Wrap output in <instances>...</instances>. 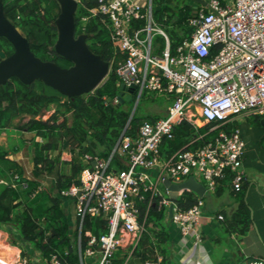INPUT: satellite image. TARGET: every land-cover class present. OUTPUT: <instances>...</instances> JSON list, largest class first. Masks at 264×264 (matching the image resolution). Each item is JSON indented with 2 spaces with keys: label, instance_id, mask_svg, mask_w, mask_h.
Masks as SVG:
<instances>
[{
  "label": "built area",
  "instance_id": "obj_1",
  "mask_svg": "<svg viewBox=\"0 0 264 264\" xmlns=\"http://www.w3.org/2000/svg\"><path fill=\"white\" fill-rule=\"evenodd\" d=\"M153 6L154 0H98L83 17V21L100 17L109 29L115 49L124 54L115 65L120 83L135 88L138 100L145 92L171 99L167 113L143 120L135 136L126 135L125 130L109 156L83 155L85 167L77 183L61 191L73 201L80 222V257L83 253L93 256L100 248L95 264H113L121 244H138L146 229L138 206L144 199L150 204L158 199L166 217L174 203L172 222L183 237L199 239L202 198L181 209L169 197L164 180L180 183L194 176L211 192L225 181L236 192L241 191L246 178L242 168L245 143L237 121L264 114V0H209L190 20L194 32L175 49L158 26ZM156 34L165 40L162 48L154 44ZM184 122L190 123L197 135L164 157L161 146L175 138L176 128ZM205 125L211 126L200 133ZM116 155L126 168L115 167ZM74 157L71 150L61 152L63 161ZM87 216L105 218L108 231L100 236L87 232L82 250L81 230ZM161 260L159 255L145 264H161ZM49 262L63 264L58 254H52ZM12 264L30 261L19 257ZM245 264H264V260L251 259Z\"/></svg>",
  "mask_w": 264,
  "mask_h": 264
},
{
  "label": "trees",
  "instance_id": "obj_2",
  "mask_svg": "<svg viewBox=\"0 0 264 264\" xmlns=\"http://www.w3.org/2000/svg\"><path fill=\"white\" fill-rule=\"evenodd\" d=\"M78 1L75 36L86 35L89 49L103 61L111 63L115 60L105 81L93 92L70 96L68 99L47 93L44 82L39 79L35 81L34 87L25 84L18 77H12L6 85H0V130L15 126L21 131L35 132L41 139L32 141V179H26L22 166L7 158V153L0 149V226L16 228L22 239L39 250L46 259L50 260L52 254H58L63 264H74L79 260L76 248L78 234L72 233L64 208L66 198L61 195V191L77 183L78 176L85 167L81 157L86 153L109 156L125 130L126 135L135 136L142 121L151 118L135 113L130 120L135 93L124 103L116 102L122 90L115 65L124 54L115 49L109 29L100 17L83 21V17L88 16L90 10L98 5V0ZM154 2V18L166 31L171 47L175 49L184 38L190 36V20L194 13L189 4L179 5L174 0ZM0 3L3 4L6 18L26 36L36 56L64 68L73 66L70 59L56 50L59 37L57 19L61 12L59 0H0ZM159 39L164 45V38L160 36ZM2 50L8 54L13 51L12 44L4 37H0V52ZM1 60L0 57V62ZM153 94L155 95L147 97L161 96ZM50 110H53L52 114L43 119V115ZM17 117L22 118L14 125ZM256 121L259 125L260 117ZM210 126L205 125L199 132L205 133ZM175 134L172 141L164 143L160 148L164 157L171 156L188 144L197 132L190 123L184 122L176 128ZM99 145L103 146L102 150L97 149ZM67 149L75 153L70 162L61 159V152ZM64 164L70 165L69 173L62 169ZM113 164L118 169L126 168L117 155ZM4 177L7 180L1 183ZM52 178L54 182L50 185ZM228 182L225 181L222 185H230ZM24 183L26 187L22 186ZM13 184H17V187ZM243 189L238 192L239 206L229 221L233 226L232 230L238 235L249 232L252 224ZM197 199L194 192L184 191L176 203L181 209H188ZM20 206L22 210L17 212L16 208ZM138 206L146 229L134 252L144 261L161 255V264H168L165 247L168 232L163 223L165 208L158 206V199L153 204L144 199L138 202ZM107 224V220L101 216H87L84 219L82 250L88 241L86 232L100 236L108 231Z\"/></svg>",
  "mask_w": 264,
  "mask_h": 264
},
{
  "label": "crops",
  "instance_id": "obj_3",
  "mask_svg": "<svg viewBox=\"0 0 264 264\" xmlns=\"http://www.w3.org/2000/svg\"><path fill=\"white\" fill-rule=\"evenodd\" d=\"M132 1L144 3L146 0ZM206 1L208 4L209 0ZM222 1L235 2V0ZM203 6L206 5L199 4L197 9ZM164 98L168 104L156 107V111L163 113V116L171 104L170 97ZM24 116L28 117V115ZM22 117H17L14 125L19 123ZM257 117H260L259 125L256 121ZM263 117L264 114L239 118L237 121L245 143L242 168L246 178L243 191L244 200L250 209L251 229L245 235H238L229 223L239 206L238 192L230 185H222L216 192L207 190L202 197L204 205L197 225L199 239L194 236L183 237L180 228L169 217V213L165 217L163 223L168 232V241L165 244L168 264H245L251 259L264 260V127L261 125ZM34 139H40L35 132L21 131L15 126L0 130V149L7 153V158L17 161L22 166L26 179L34 178L32 172ZM6 180L7 178H2L1 183H5ZM64 208L72 233L78 234L76 248L79 260L76 263L95 264L100 256V248H97V253L93 256L83 253L82 258L80 257V222L73 201L66 198ZM21 210V206L16 208L17 212ZM220 215L223 217L220 218ZM134 251L135 245L127 242L121 244L116 252L114 264H145V261ZM19 257H26L30 264H50L39 250L22 239L16 228L0 226V264H12Z\"/></svg>",
  "mask_w": 264,
  "mask_h": 264
},
{
  "label": "water",
  "instance_id": "obj_4",
  "mask_svg": "<svg viewBox=\"0 0 264 264\" xmlns=\"http://www.w3.org/2000/svg\"><path fill=\"white\" fill-rule=\"evenodd\" d=\"M200 5H207L206 0H191ZM61 12L57 19L59 30L56 50L73 62L70 68H64L56 63L42 60L31 50L28 39L4 14L3 4L0 3V37L6 38L14 47L10 56L1 51L0 57V85H6L12 77H18L27 85L35 86L37 79L45 84L47 93L66 97L78 96L93 92L107 78L110 73V63L103 61L94 54L87 45V37L82 34L75 36V14L78 0H59ZM121 93L117 99L124 103L135 88L120 85ZM132 101V98L130 99ZM136 108L131 112V118ZM264 127V117L261 119ZM169 197L174 202L179 198L180 191L194 192L202 198L207 189L204 183L190 176L180 183L164 180ZM174 203L169 207V217L172 220Z\"/></svg>",
  "mask_w": 264,
  "mask_h": 264
},
{
  "label": "rangeland",
  "instance_id": "obj_5",
  "mask_svg": "<svg viewBox=\"0 0 264 264\" xmlns=\"http://www.w3.org/2000/svg\"><path fill=\"white\" fill-rule=\"evenodd\" d=\"M174 2L175 3L177 2L179 5H182L183 3L189 4L192 11H195L199 5L196 2L188 1V0H174ZM153 8L156 9L155 2H154ZM158 26H160L159 23H158ZM194 30L195 29L191 27L190 33H193ZM159 37H160V35H157V34L154 36V44L159 45V48H162L164 45L162 44V40H160ZM148 95H155V94H153L152 92H145L144 95L139 100L136 97L135 101L133 102V109L136 108V110H135L136 115H138V116H151V118L162 117L163 113H161L160 111H156V107L160 106V105H163V106L167 105L168 104L167 100L163 96H154V98H148L147 97ZM52 112H53V110L47 111L44 114V116L46 117L45 119H47L52 114ZM97 149L102 150L103 146L99 145ZM30 157H31V155H30ZM62 169L65 172L69 173L70 172V165L64 164L62 166ZM51 182H54L53 178H52ZM51 182L49 183L50 185H51ZM46 184L49 185L48 182ZM65 205H67V202L65 203Z\"/></svg>",
  "mask_w": 264,
  "mask_h": 264
},
{
  "label": "flooded vegetation",
  "instance_id": "obj_6",
  "mask_svg": "<svg viewBox=\"0 0 264 264\" xmlns=\"http://www.w3.org/2000/svg\"><path fill=\"white\" fill-rule=\"evenodd\" d=\"M2 51H4V53H5L6 56L8 57V56H10L11 54H13V52H14V47H13V51L11 52V54H8L5 50H2Z\"/></svg>",
  "mask_w": 264,
  "mask_h": 264
}]
</instances>
